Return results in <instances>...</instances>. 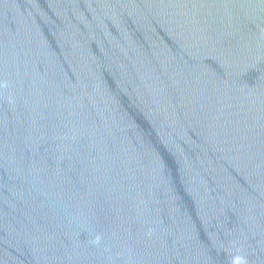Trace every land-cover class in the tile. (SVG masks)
Returning <instances> with one entry per match:
<instances>
[{"label":"water","instance_id":"water-1","mask_svg":"<svg viewBox=\"0 0 264 264\" xmlns=\"http://www.w3.org/2000/svg\"><path fill=\"white\" fill-rule=\"evenodd\" d=\"M0 264H264V0H0Z\"/></svg>","mask_w":264,"mask_h":264}]
</instances>
